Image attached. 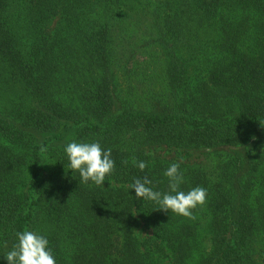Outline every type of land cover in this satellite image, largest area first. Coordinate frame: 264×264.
<instances>
[{
  "label": "trees",
  "instance_id": "16d2710c",
  "mask_svg": "<svg viewBox=\"0 0 264 264\" xmlns=\"http://www.w3.org/2000/svg\"><path fill=\"white\" fill-rule=\"evenodd\" d=\"M260 122L264 0H0V264L25 229L56 264H264ZM73 141L112 150L104 186ZM172 163L195 219L131 188Z\"/></svg>",
  "mask_w": 264,
  "mask_h": 264
},
{
  "label": "clouds",
  "instance_id": "9594fccd",
  "mask_svg": "<svg viewBox=\"0 0 264 264\" xmlns=\"http://www.w3.org/2000/svg\"><path fill=\"white\" fill-rule=\"evenodd\" d=\"M264 126V122H260ZM65 152L69 160V168L73 173H79L81 181L88 184L90 181L96 186H104L106 178L114 173L115 162L111 158L112 150L105 151L99 142H70L65 146ZM41 151L46 148L41 147ZM133 164L141 171L146 168L143 161L137 162L133 158ZM127 164V161H124ZM164 175L168 178L169 192L161 193L154 191L148 185L152 181L145 177L137 178L131 185L135 190L136 198L144 201H154L159 205L157 210H162L195 219L193 214L197 207L206 204L207 191L203 187H194L188 192L180 189L184 181L179 163H172ZM17 243L12 250L5 254L8 264H56V260L49 248V241L45 236L37 232L25 229L16 233Z\"/></svg>",
  "mask_w": 264,
  "mask_h": 264
}]
</instances>
